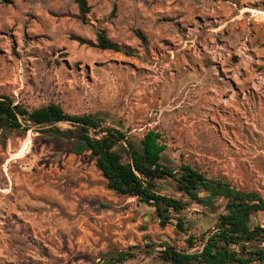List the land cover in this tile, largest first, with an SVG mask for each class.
<instances>
[{
    "label": "rangeland",
    "instance_id": "obj_1",
    "mask_svg": "<svg viewBox=\"0 0 264 264\" xmlns=\"http://www.w3.org/2000/svg\"><path fill=\"white\" fill-rule=\"evenodd\" d=\"M88 2L82 18L74 0H0V94L98 115L133 141L158 130L165 160L264 196V0ZM102 30L120 52L98 47ZM158 190L182 199L171 180ZM223 213L191 204L176 217L186 232L177 219L162 227L154 208L107 188L89 152L39 129L0 132V264L122 251L136 254L124 264H163L164 243L188 249Z\"/></svg>",
    "mask_w": 264,
    "mask_h": 264
},
{
    "label": "trees",
    "instance_id": "obj_2",
    "mask_svg": "<svg viewBox=\"0 0 264 264\" xmlns=\"http://www.w3.org/2000/svg\"><path fill=\"white\" fill-rule=\"evenodd\" d=\"M74 2L86 18L91 12L88 0ZM97 41L102 50L121 51L104 30L97 32ZM33 129L69 145L76 155L89 152L107 188L154 208L162 227L177 219L178 228L186 232L185 223L176 217L191 204L216 211L223 203L225 213L214 228L200 238H187L188 249L163 244L158 251L163 264H264V224L255 222L264 216V196L256 190L238 189L224 178H209L190 164L176 166L165 160L168 144L158 130H149L141 140L133 141L122 130L105 126L98 115L71 114L59 103L30 108L0 94V132ZM163 180L173 181L182 199L161 194L158 183ZM135 255L116 252L104 256L101 264H124Z\"/></svg>",
    "mask_w": 264,
    "mask_h": 264
}]
</instances>
